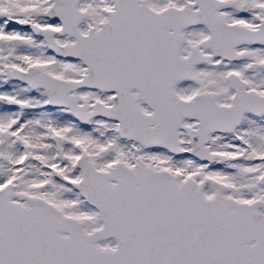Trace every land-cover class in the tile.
<instances>
[{"label":"snow or ice","instance_id":"6c2138e0","mask_svg":"<svg viewBox=\"0 0 264 264\" xmlns=\"http://www.w3.org/2000/svg\"><path fill=\"white\" fill-rule=\"evenodd\" d=\"M0 264H264V0H0Z\"/></svg>","mask_w":264,"mask_h":264}]
</instances>
